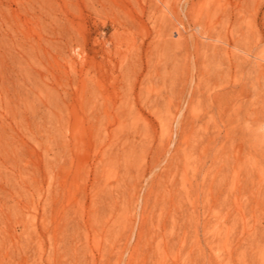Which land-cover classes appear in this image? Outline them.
Instances as JSON below:
<instances>
[{
	"label": "rangeland",
	"instance_id": "rangeland-1",
	"mask_svg": "<svg viewBox=\"0 0 264 264\" xmlns=\"http://www.w3.org/2000/svg\"><path fill=\"white\" fill-rule=\"evenodd\" d=\"M124 263L264 264V0H0V264Z\"/></svg>",
	"mask_w": 264,
	"mask_h": 264
},
{
	"label": "bare ground",
	"instance_id": "bare-ground-1",
	"mask_svg": "<svg viewBox=\"0 0 264 264\" xmlns=\"http://www.w3.org/2000/svg\"><path fill=\"white\" fill-rule=\"evenodd\" d=\"M194 43V42H193ZM194 46V45H193ZM192 58V57H191ZM198 65H199V60H198V57L196 56V57H194L193 59H192V62H191V67H190V69H189V74H190V76H189V79H188V81H189V87H187L188 88V90H187V93H186V98H187V101L185 100V102H184V104L186 105V104H191V103H194V101L196 100V97L198 96V94L199 93H201L200 92V87H199V85L198 86H194V73H196L197 74V72H198ZM216 96V95H215ZM184 107H181L180 108V110L178 111V114H177V116H176V119H175V127H176V129L178 130L179 128H180V126L182 125V120H181V117H182V112H183V109ZM196 118V117H195ZM194 119V118H193ZM195 121V120H194ZM193 121V122H194ZM196 121H197V119H196ZM195 123V122H194ZM176 136H177V134H175ZM189 137V136H188ZM201 141V140H200ZM169 145H170V143H168ZM198 144H200V143H198ZM172 145V144H171ZM200 146H201V144H200ZM201 148V147H200ZM178 149V148H177ZM184 149V148H183ZM189 151V150H188ZM210 152V151H209ZM184 156L186 157V159L188 158V152H187V149L185 148L184 149ZM166 155V154H165ZM194 160V159H193ZM183 161V160H182ZM156 166H157V164H156ZM159 166V165H158ZM153 167H155V166H153ZM183 167H184V165H183ZM203 167H204V165H203ZM203 167H201V168H203ZM180 168V167H179ZM198 169V168H197ZM202 170V169H201ZM193 171H195V170H193ZM198 171V170H197ZM154 173V172H153ZM153 173L151 174V175H153ZM198 173V172H197ZM197 175V174H196ZM202 175V174H201ZM194 176V175H193ZM197 178H198V175H197ZM196 182H197V180H196ZM186 183H188V175H187V167H184V176H183V185L184 184H186ZM193 183V182H192ZM199 183V182H198ZM194 184V183H193ZM199 187V186H198ZM151 189V188H150ZM200 189V188H199ZM198 189V190H199ZM150 191V190H149ZM152 191V190H151ZM152 193V192H151ZM192 193V192H191ZM150 194V193H149ZM154 194V193H153ZM188 194V193H187ZM189 195V194H188ZM186 197V196H185ZM145 199H147V198H145ZM159 199V198H158ZM163 199V201L162 202H165L164 200V198H162ZM189 199V198H188ZM182 200V199H181ZM190 200V199H189ZM191 200H194V199H191ZM157 201V200H156ZM193 202V201H192ZM157 203V202H156ZM194 203H198V202H194ZM193 203V204H194ZM146 204H147V202H146ZM153 205V204H152ZM163 205V204H162ZM144 206H146L145 204H144ZM154 208H156L157 207V204H155V202H154ZM197 206V205H196ZM196 206L195 207H193V210H192V213H191V218L192 219H190L189 221L191 222V224H192V226L190 227L194 232H196V229H197V225H198V220L196 219L197 218V216H196V214H198L197 212V209H196ZM160 207V206H159ZM153 208V209H154ZM160 209L161 210H159V212L160 211H162V213L164 214V213H166V212H168V211H166V212H164L165 211V207H163L162 206V208L160 207ZM142 211H144V210H142ZM160 214V213H159ZM167 214H169V213H167ZM169 215H171V214H169ZM144 216V215H143ZM142 216V217H143ZM145 219V218H144ZM162 219V218H161ZM167 219H169L168 217H167ZM160 220V219H159ZM142 221V220H141ZM140 222V221H139ZM161 222V224H159L158 223V227L160 228V231L158 232V233H156L157 234V236H156V238L157 237H159V238H161L162 240L161 241H163V243H164V246H166V244L170 241V237L169 236H171L172 234L170 233L169 234V236H167V222L165 221V218H164V220H162V221H160ZM144 227H145V220H143L142 222H141V224H140V228H139V233L137 234V242H136V244H135V248L136 249H138V246H139V244H141L143 241H144V238L147 236V232L145 233V229H144ZM134 234V233H133ZM168 239V240H167ZM167 240V241H166ZM130 243V242H129ZM159 244L160 243H158V245H157V248H159L158 246H159ZM163 245V244H162ZM141 246V245H140ZM161 247H163V246H161ZM130 249V248H129ZM161 249V248H160ZM160 249H158V250H160ZM165 248H162L161 249V251L162 250H164ZM168 250V249H167ZM133 251H136V250H133ZM160 251V252H161ZM164 252H165V250H164ZM135 254V253H134ZM166 254V253H165ZM133 255V253H131V255H130V257ZM126 257V256H125ZM129 257V258H130ZM163 256H161V258H162ZM119 258V257H118ZM127 258H128V256H127ZM164 258V257H163ZM162 258V259H163ZM122 259V258H121ZM119 260H120V258H119ZM131 260H132V257H131ZM131 260H130V262H131ZM161 260V259H160ZM127 262H128V259H127ZM121 263V262H120ZM124 264H126V263H124ZM129 264V263H128Z\"/></svg>",
	"mask_w": 264,
	"mask_h": 264
}]
</instances>
